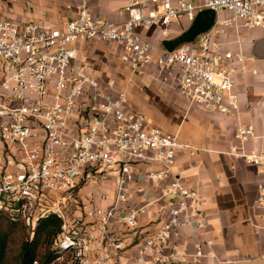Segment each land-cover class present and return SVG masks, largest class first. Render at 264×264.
<instances>
[{
	"label": "built area",
	"instance_id": "obj_1",
	"mask_svg": "<svg viewBox=\"0 0 264 264\" xmlns=\"http://www.w3.org/2000/svg\"><path fill=\"white\" fill-rule=\"evenodd\" d=\"M67 6L72 15L61 27L0 17V213L29 229L40 217H59L60 264L217 261L199 231L192 253L173 240L184 226L202 227L198 192L174 173L178 153L195 150L132 110L127 91L78 60L75 43L118 44L134 75L155 64L189 107L235 115L245 55L224 48L220 37L230 28L264 31V0H127L120 23L96 16L90 0ZM206 11L214 13L208 30L164 47ZM155 27L153 42L147 32ZM254 135L252 126L238 125L229 152L264 171V140L245 148ZM90 184L102 188L83 198ZM257 203L264 215L262 188Z\"/></svg>",
	"mask_w": 264,
	"mask_h": 264
},
{
	"label": "crops",
	"instance_id": "obj_2",
	"mask_svg": "<svg viewBox=\"0 0 264 264\" xmlns=\"http://www.w3.org/2000/svg\"><path fill=\"white\" fill-rule=\"evenodd\" d=\"M75 1L0 0V17L59 26L71 17L72 10L67 5ZM126 2L90 0V9L102 19L120 23L126 18ZM172 30L176 32L177 27L172 25ZM147 33L151 41L156 42L160 29L155 27ZM263 38L264 31L260 28H230L220 37L224 48L240 50L245 55L244 66L237 76L236 91L240 105L235 115L224 116L191 106L185 112L186 122L179 123L176 128H168L159 125L157 117H149L151 111L142 110L153 124L167 131L178 130L181 141L187 142L195 150L193 155L186 151L178 153L174 173L198 192L202 202V227L184 226L173 236V240L192 253L199 231L204 239L213 243L218 255L217 261L206 258L195 264L264 262V215L257 203L260 189L264 192V171L246 164L242 157L229 152L237 143L235 132L238 125L252 126L255 131L254 137L245 143L246 150L259 149L264 140V57L254 53L255 44ZM102 43L96 39L75 43L78 60L89 62L98 78L99 65L90 59L104 56ZM108 44L114 45L123 56L118 44ZM172 98L178 101L184 99L179 94ZM142 184L151 190L152 184Z\"/></svg>",
	"mask_w": 264,
	"mask_h": 264
},
{
	"label": "rangeland",
	"instance_id": "obj_3",
	"mask_svg": "<svg viewBox=\"0 0 264 264\" xmlns=\"http://www.w3.org/2000/svg\"><path fill=\"white\" fill-rule=\"evenodd\" d=\"M56 27H61V25ZM101 52L104 53L101 58L90 59L99 65V79L102 82L112 81L117 89L127 91L128 106L132 110L138 109L143 112L148 109L152 112L149 117H157V123L168 128H176L179 123L186 122L184 117L189 107L188 103L184 99L182 101L176 98L171 99V96H178L176 83L174 81L164 82L155 64L149 65L140 74L134 75L129 70L126 59L114 45L102 43ZM80 54L81 59L82 54ZM176 131L179 133L178 130ZM101 188L95 184L86 185L82 188L80 195L84 198L90 192H99ZM26 235L27 231L21 227L17 226L13 229L4 264H19V244L21 238H25Z\"/></svg>",
	"mask_w": 264,
	"mask_h": 264
},
{
	"label": "trees",
	"instance_id": "obj_4",
	"mask_svg": "<svg viewBox=\"0 0 264 264\" xmlns=\"http://www.w3.org/2000/svg\"><path fill=\"white\" fill-rule=\"evenodd\" d=\"M61 224L59 217L48 214L40 217L33 229H29L24 223L12 221L7 214L0 213V264H4L9 238L17 226L27 231L19 244V264H60L54 241L61 231Z\"/></svg>",
	"mask_w": 264,
	"mask_h": 264
},
{
	"label": "water",
	"instance_id": "obj_5",
	"mask_svg": "<svg viewBox=\"0 0 264 264\" xmlns=\"http://www.w3.org/2000/svg\"><path fill=\"white\" fill-rule=\"evenodd\" d=\"M214 13L211 14L206 11L203 13V17L198 15L196 21L191 24L184 32L178 35L172 40H164L162 44L168 50H172L178 44L193 40L196 36L208 30L213 24ZM254 53L258 57H264V38L257 41L254 46ZM234 264H264L261 260H255L251 262H236Z\"/></svg>",
	"mask_w": 264,
	"mask_h": 264
}]
</instances>
